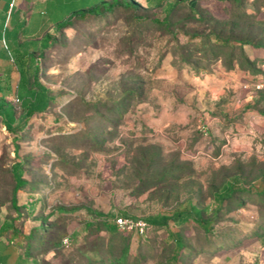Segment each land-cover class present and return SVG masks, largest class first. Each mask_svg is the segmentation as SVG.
I'll return each mask as SVG.
<instances>
[{
    "label": "rangeland",
    "instance_id": "obj_1",
    "mask_svg": "<svg viewBox=\"0 0 264 264\" xmlns=\"http://www.w3.org/2000/svg\"><path fill=\"white\" fill-rule=\"evenodd\" d=\"M134 1L138 11L62 29L39 28L52 7L20 23L30 24L21 54L54 100L18 138L0 124V226L45 223L22 264H173L165 229L112 233L88 209L147 219L192 200L215 232L184 223L178 264H264V196L250 189L264 182V0ZM6 97L20 116V99ZM17 162V203L35 202L34 214L11 207ZM235 174L245 190L221 201Z\"/></svg>",
    "mask_w": 264,
    "mask_h": 264
},
{
    "label": "trees",
    "instance_id": "obj_2",
    "mask_svg": "<svg viewBox=\"0 0 264 264\" xmlns=\"http://www.w3.org/2000/svg\"><path fill=\"white\" fill-rule=\"evenodd\" d=\"M178 2L170 3L168 11H171ZM2 3L0 18L3 17V10L5 11L9 7L8 2ZM63 5L65 7L67 6L66 8L64 7L66 11H62L61 5L58 3L53 4L49 15L45 16L41 21L43 29L47 28L48 30L53 25L57 29L66 28L72 25L74 18L84 19L88 15H102L117 7L133 11H138L140 8V4L134 0H65ZM160 22L169 25L171 21L168 14ZM2 37L3 32L0 28V40ZM49 42L52 43L53 41L50 40ZM254 46L257 48L258 45ZM18 47L12 41H8V49L17 52L18 59L16 62L9 58L6 50L0 43V124H4L8 131L14 134L15 138L19 137V132L26 127L29 120L35 114L48 109L54 100L50 89L40 80L41 70L39 64L37 63L29 71L28 65L25 62V55L21 54ZM3 79L7 81L8 86L5 87L2 84ZM27 80L30 82V87L27 88L25 94H22L19 90L22 85L27 84ZM7 92H10L13 96H17L20 99L22 109L20 116H17L14 104L7 99ZM12 173L15 179V186L11 197V207L17 214H19L22 208L28 214H34L37 209L35 202L22 205L17 203V192L26 184V180L22 175L21 162H17L12 166ZM250 189L256 195L264 196V182L262 180H258L257 183L251 185ZM243 190H245L243 179L240 175L235 174L226 182L224 193L219 194L217 197L223 201L226 198L234 197L236 193H241ZM88 210L96 218H99L98 222L109 232L120 231L115 222L117 216L93 209ZM122 216L132 217L130 215ZM145 220L153 227L165 229L172 239L174 248L171 261L173 264H178V260L185 248V241L181 233V226L184 223L194 221L207 235H212L215 232V220L206 217L203 208L199 207L192 200H187L174 209H162L157 214L151 215ZM46 228L45 223H42L35 226L28 234H25L17 228L14 219L5 220L0 226V236L6 234L9 240L6 242L3 251V255L7 257V264H22L23 261L30 258L32 243H36L37 236L41 232H45ZM233 240H235V237ZM0 264L4 263L0 262Z\"/></svg>",
    "mask_w": 264,
    "mask_h": 264
},
{
    "label": "crops",
    "instance_id": "obj_3",
    "mask_svg": "<svg viewBox=\"0 0 264 264\" xmlns=\"http://www.w3.org/2000/svg\"><path fill=\"white\" fill-rule=\"evenodd\" d=\"M64 1L65 0H0V10L3 4L2 2H8L9 4L8 9L5 11L3 10V17L0 18V28L3 32V37L1 38L0 43L3 45V48L5 50L8 49V41H12L15 45L19 46L18 48L22 51V43L25 40V31L30 24L29 21L22 25L20 23H23L25 19H29L32 14L49 11L50 7L53 8L54 3L63 5ZM41 21L39 24H41ZM37 23L38 22H35V24ZM41 25L39 28H43ZM35 32H33V35H35ZM29 35L30 34H28V36ZM29 38H31V36H29Z\"/></svg>",
    "mask_w": 264,
    "mask_h": 264
},
{
    "label": "built area",
    "instance_id": "obj_4",
    "mask_svg": "<svg viewBox=\"0 0 264 264\" xmlns=\"http://www.w3.org/2000/svg\"><path fill=\"white\" fill-rule=\"evenodd\" d=\"M257 89L264 90V81H259L256 84ZM116 225L118 229L122 232L133 233L136 236H146L150 229L151 224L141 217H129V216H117L115 218ZM63 245L69 246L71 244V239L69 236L65 237L62 241Z\"/></svg>",
    "mask_w": 264,
    "mask_h": 264
}]
</instances>
